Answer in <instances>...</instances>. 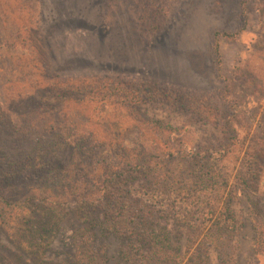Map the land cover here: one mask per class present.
<instances>
[{
    "label": "rangeland",
    "instance_id": "rangeland-1",
    "mask_svg": "<svg viewBox=\"0 0 264 264\" xmlns=\"http://www.w3.org/2000/svg\"><path fill=\"white\" fill-rule=\"evenodd\" d=\"M22 1L25 8L14 14L10 11L9 21L6 18L0 27V42L11 34L20 46L32 44L39 79L119 77L157 83L196 95L208 93L209 103L222 114L233 115L230 126L225 125V130H233L224 132L212 125L202 126L195 113L174 112L165 104H143L139 111L141 118L156 117L183 127L180 136L176 131L171 137L175 142H188L195 152L210 147L218 151L227 139L242 143L211 161L227 173L236 233L225 261L220 262L213 248L210 261L264 264V249L260 254L254 246L257 231H264V0L163 1L156 4L164 12L157 19L143 18L142 9L148 6L139 0ZM214 45L218 58L213 54ZM43 91L44 86L42 99H55L54 92ZM75 103L62 107L71 115L79 110ZM39 106L30 100L11 102L4 106L8 115H1V123L8 129L19 126L16 121L26 128H42V139H47V123L39 119V112L41 107L42 115L49 112L44 104ZM218 121L224 124L222 118ZM125 123L133 124L131 117ZM35 133L31 142L37 140ZM126 138L135 141L139 136L132 131ZM17 141L30 142L18 137ZM63 152L66 164L73 152ZM144 176H130V187L134 190L149 183ZM68 187L69 180L55 178L44 183L39 174L0 185V200L11 203L3 206L0 202V264H78L80 239L90 232L98 264H139L147 251L140 240H125L104 230L107 220L116 221L113 206L102 199L78 203ZM148 198L144 196L145 204L150 203ZM149 220L156 227L164 223L157 213ZM167 225L182 244V231H176L173 220Z\"/></svg>",
    "mask_w": 264,
    "mask_h": 264
},
{
    "label": "trees",
    "instance_id": "trees-1",
    "mask_svg": "<svg viewBox=\"0 0 264 264\" xmlns=\"http://www.w3.org/2000/svg\"><path fill=\"white\" fill-rule=\"evenodd\" d=\"M163 1L169 0H139L148 6L142 9L143 18H160L164 12L156 4ZM20 7L25 8L22 0H0V27L6 18L9 21L10 11L20 12ZM18 43L11 34L0 42V185L26 181L39 174L44 183L50 184L55 178L69 180L68 192L78 203L105 200L113 206L116 221L107 220L104 230L114 231L125 240H140L147 251L139 264H211V248L223 263L236 233V218L227 173L211 161L221 159L241 142L227 139L218 151L210 147L195 152L188 142H175L171 137L176 131L180 136L178 132L183 127L156 117L141 118L139 111L143 104H165L174 112L195 113L202 126L212 125L224 132L233 130H225L233 115H224L218 106L209 103L208 93L196 95L194 91L157 83L119 77L54 76L41 80L34 72L38 69L34 67L37 58L32 56L33 45ZM213 54L218 58L217 45ZM42 86L44 93H55L53 101L42 99ZM29 100L38 107L47 106L48 115H42V107L39 112V119L47 123V139H42V128H26L16 121L15 126H19L8 129L1 123V115H8L4 106ZM64 103H75L79 110L70 115L62 107ZM73 117L80 118L70 120ZM128 117L133 124L125 123ZM218 118L224 124H219ZM132 131L138 134V140L126 138ZM34 133L37 140L31 142ZM17 137L28 139L30 144L17 141ZM66 149L73 153L64 164ZM154 154L157 156L152 159ZM136 174L145 175L150 182L133 190L129 177ZM144 196L149 197V204L143 202ZM0 202L11 205L4 198ZM156 213L164 221L157 227L149 220ZM169 219L174 221L176 231L184 234L182 244L168 228ZM263 232L257 231L254 243L260 254L264 249ZM85 236L80 239L78 264H98L92 247L93 233Z\"/></svg>",
    "mask_w": 264,
    "mask_h": 264
}]
</instances>
